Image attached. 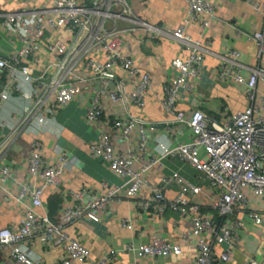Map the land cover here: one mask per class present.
<instances>
[{
  "label": "built area",
  "instance_id": "2783aa9c",
  "mask_svg": "<svg viewBox=\"0 0 264 264\" xmlns=\"http://www.w3.org/2000/svg\"><path fill=\"white\" fill-rule=\"evenodd\" d=\"M52 15H45L46 9L4 14V21L12 26H19L26 36L22 44L8 56L0 55V127L9 128L8 134L0 140V150L20 131L37 136L47 130L53 131L55 110L72 101L80 92L81 85L87 80L77 73L81 63L91 71L90 80L96 85L90 86L92 96L85 110V117L98 122L103 113L101 97L118 100L127 112L125 119L114 120L112 131L127 141L129 134L135 130L137 139L135 149L116 148L110 137V131H101L96 140L90 144L92 155L106 161L109 168L124 178L121 186L111 187L105 194L82 200L83 191L73 192L76 200L66 206L58 222L52 221L46 214L37 211L42 207V193L46 186L57 187L67 162V156L60 149L58 161L46 165L42 157V146L37 138L26 145L25 161L27 171L32 180L41 179L40 184L28 183L21 186L16 201L23 206V216L17 231L9 227L0 228V251L8 249L12 260L21 264H42L38 257L32 255L25 246V240L38 233L42 240L53 241L64 251L61 264L90 261L91 264H108L114 252L105 251L100 257L91 259L86 247L76 238L71 237L64 225L83 217L97 221L100 213L112 203L119 200V191L123 190L127 197L140 193L143 186L150 187L146 197H140L138 207L162 214L170 210L180 216L191 217V228L184 233L188 241L197 237L198 249L195 260L187 264H221L229 259V248L215 256L212 242L205 241L201 234L210 231L213 242L230 246L235 237L234 228L242 225L241 219H235L232 225L216 222L208 213H200L199 205L191 197L201 191L198 184L188 181L180 170H172L162 174L157 184L150 185L143 174L153 167H160L163 159L177 157L188 163L196 172L198 179L207 183L219 193L214 207L221 216L231 214L236 208L247 209V196L243 189L264 199V114L258 113L264 107V96L255 101L257 77L263 71L252 68L249 75L244 76L237 68L232 74L229 68L221 67L219 76H231L235 83L243 85L249 105L235 112L230 120L219 122L202 110L195 108L189 113L176 108L180 89H191L195 79L202 73V53L205 51L201 39L210 20L214 17L215 6L208 0H188V12L185 21H194L200 28V39H192L184 30V25L170 31L169 35L187 50L185 59L174 58L171 61L176 74L165 84L161 104L170 114L165 120L167 130L172 136L182 134L175 125H186L191 131V139L171 144L161 139L156 133L154 147L150 146V135L146 127L154 122L137 118L128 112V102L143 107L145 98L151 90V78L148 73L141 72L131 57L120 50L121 41L118 33L119 20L127 19L132 24L127 29L144 26L150 27L137 19L126 0H53ZM42 13L43 20L30 25L25 20L27 13ZM63 29L67 40L54 38L45 47L47 56L52 59L44 67L35 70L25 62L26 59L38 64V41L46 32ZM254 41L258 53L264 55V35L256 31L248 35ZM207 43V42H206ZM233 64L242 67L237 61L239 53L230 50ZM103 54L101 62L95 56ZM112 67H120L130 77H134L132 89L127 92L125 81L113 71ZM6 73L8 80L3 81ZM35 83L39 84V88ZM23 99L25 108H7V103ZM179 127V126H177ZM11 178L7 165H0V187ZM175 185L176 192L167 197L165 192ZM30 198V203L24 202ZM246 216L256 224L262 222L261 215L253 210H246ZM131 220L123 218L121 225L129 227ZM142 256L179 255L181 245L169 242L163 237L155 236L138 248ZM245 264H264L262 259L248 258Z\"/></svg>",
  "mask_w": 264,
  "mask_h": 264
},
{
  "label": "crops",
  "instance_id": "0c3cea01",
  "mask_svg": "<svg viewBox=\"0 0 264 264\" xmlns=\"http://www.w3.org/2000/svg\"><path fill=\"white\" fill-rule=\"evenodd\" d=\"M88 3L89 0H82ZM133 15L150 27L138 26L127 29L132 22L124 19L118 21L122 30L118 33L121 41L120 50L124 55L131 57L134 64L141 72L148 73L151 78V90L145 98L143 107H138L128 102V112L137 118L154 122L151 127H146L150 135V146L154 147L153 136L158 133L162 140L175 144L191 139V131L186 125H175L182 134L172 136L168 132L165 120L170 114L163 108L161 98L165 84L175 74L171 61L174 58L185 59L187 50L170 35V31L184 25L185 32L192 39H200V28L194 21H185L188 12V0H126ZM215 6L214 17L210 20L204 36L201 39L205 45L202 53V73L195 79L191 89H180L176 108L189 113L195 108L213 117L219 122L230 120L231 116L249 105L243 85L234 82L231 76L221 78V67L229 68L234 74L239 68L247 76L252 68L262 69L258 75L255 89V101L264 96V55L259 54L257 47L248 35L261 31L264 35V0H208ZM53 0H0V55L8 56L16 51L22 44V37L26 33L19 26H12L4 21V14L46 9L45 15H52ZM42 13H27L25 20L33 25L37 20H43ZM54 38L67 40L68 34L63 29L48 31L38 41L37 53L40 56L38 64L30 59L25 62L35 70L44 67L51 57L47 56L46 44ZM207 42V43H206ZM230 50L239 53L237 61L242 67L233 64ZM101 62L105 61L103 54L95 56ZM113 71L125 81L126 91L129 92L135 81L120 67H112ZM77 73L86 77L81 85L80 92L66 105L55 110V122L51 130L35 136L25 131L18 132L1 150L0 165H7L11 171V178L0 187V228L9 227L17 231L23 216V206L16 201L22 185L28 183L40 184L41 179L32 180L27 171L25 154L26 145L37 138L42 146V157L46 165L58 161V149L67 156L59 186H46L42 193L43 206L37 211L46 214L52 221L58 222L63 209L76 202L71 196V191H83L82 200L105 194L111 187L121 186L124 178L114 173L106 161L92 155L90 144L93 143L98 133L109 132L114 145L119 150L128 147L135 149L137 135L135 130L129 134L125 141L121 135L112 131L111 124L114 120L125 119L127 112L124 105L118 100L101 97L103 113L98 122H92L85 117L86 106L92 96L90 86L97 82L90 80L91 71L83 63L76 68ZM2 80L7 81V75H2ZM39 88V84L35 83ZM7 108H25L23 99H16L7 103ZM258 113L264 114V107ZM179 126V127H177ZM9 128L0 127V140L8 134ZM179 169L188 181L201 187L199 194L191 197L199 205L200 213H208L216 222L232 225L235 219H241L242 225L234 228L235 237L230 246L225 243L213 242L210 231L201 234V237L212 242L215 256L222 250L229 248V259L221 264H245L248 258L260 260L264 256V199L255 196L248 189H243L247 196V209L236 207L231 214L221 216L214 207L219 198L207 181L198 179L195 170L177 157L163 159L160 167H153L143 174V178L150 185L158 183L162 174H169L172 170ZM172 185L166 192L171 197L176 192ZM150 193L149 186H143L140 193L134 197H127L123 190L119 191V200L107 206L98 217L97 221L83 217L64 225V230L73 238L79 240L86 247L91 259L100 257L105 251L114 252L108 264H187L195 260L198 249L197 237L192 241L184 237L191 224L189 215L179 214L166 210L157 214L151 210L138 207L139 198ZM30 203V198L24 200ZM246 210L258 212L262 217L260 224L254 223L246 216ZM129 218L130 228L123 227L121 220ZM160 236L171 243L181 245L179 255L167 256H142L138 248L151 238ZM29 252L38 257L42 264H61L64 257L63 249L53 241L42 240L38 233H34L25 240ZM0 264H21L12 260L8 249L0 251ZM72 264H91L90 261L73 262Z\"/></svg>",
  "mask_w": 264,
  "mask_h": 264
}]
</instances>
